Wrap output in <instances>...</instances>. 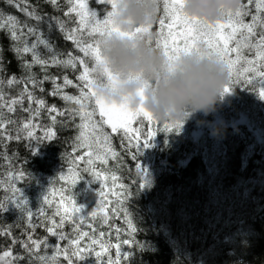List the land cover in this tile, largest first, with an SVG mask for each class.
Masks as SVG:
<instances>
[{"label":"trees","instance_id":"1","mask_svg":"<svg viewBox=\"0 0 264 264\" xmlns=\"http://www.w3.org/2000/svg\"><path fill=\"white\" fill-rule=\"evenodd\" d=\"M85 2L99 19L111 11L110 4ZM247 2L241 0V4ZM156 3L157 19L151 29L154 46L160 39L159 19L164 18V0ZM69 7L67 0H57L56 6L48 0H0V93L4 97L0 106L18 98L25 87L23 81L31 76L43 81L36 88L28 85L34 97L63 113L52 114L56 116L53 124L45 108L38 113L25 111L39 107L26 98L22 106H14L13 112L5 107L0 113L6 124L13 122L7 128L12 138L5 133V139L0 140V202L18 197L15 189L20 188L35 225L33 230L27 212L21 213L9 202L7 209L0 212V252L11 249L14 255L24 256L17 264L35 261L19 243L13 244V239L26 240L32 235L33 239L47 240V252L42 245L39 255L50 259L54 246L59 244L71 251L73 240H78L82 249H92L74 264H108L109 259L117 262L118 253V264H264V98L259 95V84L242 86L231 82L228 73L225 86L232 90L220 95L211 111L163 122L153 118L149 123L138 118L127 133H112L110 125L104 123L107 118L101 119L94 98L84 101L85 110L94 113L93 134L100 141L89 164L93 149L79 147L78 141L81 133L87 136L93 132L91 126L78 114L79 105L64 101L61 95H50L56 85L52 79L44 80L48 76L63 85L67 76L72 84L63 86L62 94L81 96L83 82L77 78L82 66L77 63L73 69L51 63L53 57L64 60L69 54L84 58L65 36L66 31L78 27L75 13L65 16ZM54 18L65 23V32L57 27ZM244 20L252 23L257 33L264 28V17L255 4L247 9ZM29 28L35 31L30 33ZM12 32L17 34L15 40ZM42 41H47V46ZM246 42L253 48H242L244 60L252 59L255 51L247 33L238 37L240 45ZM33 44L36 55L49 62L46 66L32 64L26 68L25 63L33 60L32 54L19 55L14 50ZM84 59L91 67L92 62ZM12 77L18 82L9 85ZM240 79H246L243 69ZM24 123L34 125L29 129L34 153L29 148L28 133L23 131ZM174 123L179 127L165 131V124ZM82 124L86 127L81 128ZM47 130L54 131L56 138L35 141L43 138ZM149 130L155 136L147 146L141 143L134 160L135 138L143 139L141 134ZM17 132L22 138H16ZM104 136L108 137L107 144ZM93 172L100 173V179ZM43 197L49 202L45 203ZM69 198L77 207L83 206V212L75 213L72 219L65 220L62 229H57L66 237L59 241L47 229L52 220L60 223L57 212L63 213ZM93 212L97 213L95 217ZM97 251L102 252L100 258L95 256ZM55 264L66 261L61 256Z\"/></svg>","mask_w":264,"mask_h":264},{"label":"snow or ice","instance_id":"2","mask_svg":"<svg viewBox=\"0 0 264 264\" xmlns=\"http://www.w3.org/2000/svg\"><path fill=\"white\" fill-rule=\"evenodd\" d=\"M49 3L54 6L57 5V0H48ZM67 3L70 5L68 11L65 13V16H71L72 13H75L78 17V27L73 28L65 32V23L60 21L57 18L56 20L57 27L65 32L66 39H70L75 44L76 48L83 54L84 58L89 59L92 62L91 67L85 63V59L81 57L68 55L67 59L59 60L53 57L51 63L53 65H63L64 67L76 68L77 63H79L83 70L78 76V80L83 82V87H81V96H70L67 94H62V87L71 85L72 81L65 76L63 78V85L56 84L55 78H50L48 76L44 77V80L52 79L53 83L56 85L53 92L50 95H61V99L64 101H72L79 105L78 114L81 115L82 120H87L88 125L91 126L93 132L85 136L81 133L79 137V147L93 149V152L89 153V161L91 164V156L94 152L98 151L96 146L100 143L99 139L93 134L96 130L95 124L92 123L93 112H87L86 103L89 99L94 98L95 105L98 106L99 114L101 119L107 117L104 120V123L110 125L112 133H118L120 130H124L127 133L129 126L132 122L138 118L147 119L149 123L152 122V117L147 112L143 111L142 108L132 110L124 104H116L114 102L107 101L104 97L97 94L96 85L98 82L104 79H112L111 71L104 66L103 57L101 55V38L105 34H111L114 31H119L118 27L113 22V16L115 9L117 7V0H98L100 4H110L111 11H108L103 19L98 18L96 11L89 9L88 4L85 0H67ZM253 4L255 8L260 12L261 17H264V0H248L247 4H241L240 7L234 11H229L225 18L219 20L215 23H211L202 18H196L187 15L183 11V0H164L163 4V13L164 18L159 19V28H160V39L156 42V47L162 49L165 54L169 57L170 60H174L181 53H190L192 51H197L200 54H209L215 55L219 60H221L226 66L227 72L229 73L230 81L240 84L242 86H255L259 84L260 92L259 95L261 98H264V28L260 33H257L254 30L252 23H246L244 17L246 11ZM29 16H32V13H26ZM37 20L42 19V17H34ZM255 17H252L253 22H255ZM167 21V22H166ZM262 25H264V20H262ZM153 28V25H140L134 29L131 33H126V35H135L137 33L149 32ZM22 31V29H21ZM30 33L34 32V29L29 28ZM247 33L249 40L254 41L255 51L253 53L252 59L244 60L242 59V48L251 50L253 48L252 43H245L243 46L238 43V37L244 36ZM125 34V33H122ZM16 32H12L11 36L13 40L16 39ZM45 46H47V41H42ZM152 43V40H150ZM36 45L24 46L22 49H14L19 55L31 53L33 60L31 63H25L26 68H31L32 64H39L42 67L46 66L49 62L43 59H40L36 55ZM248 65V67H245ZM243 69L246 74V79H240V70ZM16 81L15 77H12L8 84L11 85ZM25 87L18 94V98H12L9 101V104L0 106V113L4 112V108H7V111L13 112L14 106L23 105L25 98L29 103H34L39 107L35 110L24 109L25 111H34L38 113L40 108H45L48 113L52 116V122L55 124L56 116L52 115L57 113L63 115L62 112L58 113V110L55 105L48 107L46 102L43 99L35 98L32 91H29L28 85L31 84L33 88L39 86L43 81H37L34 77L29 76L27 80L23 81ZM2 83V82H0ZM39 90L42 92L43 88L40 87ZM232 89L230 86H225L222 92H230ZM3 94L0 93V101H3ZM12 121L5 123L4 116L0 115V140L5 139V133L8 139L12 138V133L7 131V128L12 124ZM33 124L24 123L23 131L28 133V140L30 141L29 148L33 151L36 149L33 147V133L29 131ZM86 127L82 124L81 128ZM173 127H179V123L174 124H165V131L172 130ZM135 138V144L133 146V159H136V153L139 151L140 145L143 142L147 146L148 141L151 137L155 136V133L151 130L147 134H141ZM16 138H22L19 135V132L16 134ZM56 138V133L52 130H47L44 133L43 138L37 137L35 141H50ZM108 137L104 136V143L107 144ZM139 167V164H138ZM85 172L88 169H84ZM97 179H100L101 174L98 172L92 173ZM20 179H24V173H20ZM77 179H80L77 175ZM115 180V177H112ZM77 180H73L75 184ZM141 183L139 187H142ZM15 192H19V196L15 199H8L7 201L0 202V212L7 209L9 202L14 203L15 207L20 210L21 213L27 212L28 224L30 227L35 228V225L32 224L33 213L30 209L27 208L28 201L24 197L20 188H16ZM45 203H48L46 197H43ZM83 206L77 207L75 201H72L69 198V206L64 207L63 213L61 214L58 210L57 214L60 215V223L57 224L55 220L51 221V227L47 231L58 238L59 241L66 239L62 231H57V229H62L65 223V220L72 219L75 213L83 212ZM96 212L92 213V216L95 217ZM9 235L10 233H4ZM83 236H86L87 233H83ZM19 243L26 253L30 257L34 256L35 261L29 260V264H55V261L61 256L66 261V264H74V261H77L78 258H83L85 253H91V248H81L79 246L78 240L71 241L72 250L69 251L67 247L61 248L59 244L53 248V258H49L47 255H39L41 246H44L45 252H47L48 242L47 240L33 239L32 235H28L26 240L17 241L13 239V244ZM95 243V241H94ZM124 243H130L129 241H124ZM100 247L104 249V245L101 244ZM106 251V249H105ZM95 256L100 258L102 256L101 251L95 252ZM128 254L125 253V258ZM25 257L21 255H14L11 249L4 250L0 252V264H17L18 261L24 260ZM119 253L117 257V262H113L109 259L108 264H118Z\"/></svg>","mask_w":264,"mask_h":264},{"label":"clouds","instance_id":"3","mask_svg":"<svg viewBox=\"0 0 264 264\" xmlns=\"http://www.w3.org/2000/svg\"><path fill=\"white\" fill-rule=\"evenodd\" d=\"M240 5L241 0H183V11L215 23ZM156 13V0H117L113 22L119 31L101 38V55L112 79L98 82L97 94L132 110L142 108L161 122L211 111L228 77L221 60L197 51L170 60L150 43L151 31L126 35L140 25H153Z\"/></svg>","mask_w":264,"mask_h":264},{"label":"rangeland","instance_id":"4","mask_svg":"<svg viewBox=\"0 0 264 264\" xmlns=\"http://www.w3.org/2000/svg\"><path fill=\"white\" fill-rule=\"evenodd\" d=\"M112 10V9H111ZM107 118V117H106ZM131 126H129V128H130Z\"/></svg>","mask_w":264,"mask_h":264}]
</instances>
